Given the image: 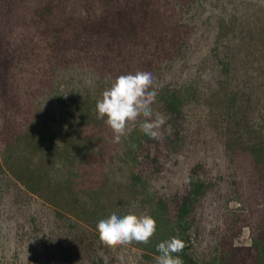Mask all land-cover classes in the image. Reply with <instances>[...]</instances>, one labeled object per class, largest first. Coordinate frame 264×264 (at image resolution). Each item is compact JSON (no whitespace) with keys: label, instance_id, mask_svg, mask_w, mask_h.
<instances>
[{"label":"rangeland","instance_id":"1","mask_svg":"<svg viewBox=\"0 0 264 264\" xmlns=\"http://www.w3.org/2000/svg\"><path fill=\"white\" fill-rule=\"evenodd\" d=\"M46 1L52 13L38 20L33 17L35 0H0L1 49L44 46L45 25H56L68 15L113 12L103 0L38 2ZM127 3L140 14L148 11L142 25L128 30L126 21L114 37L91 38L79 47L75 62L54 71L47 62L41 65L46 83L38 86L42 95L30 99L38 115L20 104L23 90L38 84V75L24 78L26 86L17 91L11 109L0 99V184L11 181L3 164L9 127L24 129L33 142L49 146L61 143L72 125L67 133L96 151L105 186L103 191L90 183L80 186L78 211L89 208L90 221L98 223L112 213L151 215L154 206L148 200L163 198L190 174L206 188L183 221L169 222V237L185 242L179 254L185 264H264V252L262 259L256 258L264 247V0H125L120 7ZM136 71L154 76V112H160V101L171 89L183 111L178 142L144 188L131 178L143 168L136 148L138 124H130L127 135L114 143L112 130L95 109L115 78ZM45 148L42 158L34 153L25 160L48 172L52 184L59 183L68 169L51 165L46 154L56 151ZM12 191L6 200L15 207L16 197L24 196ZM5 207L0 201V264H44L47 252L26 238L31 236L17 232L19 217L7 218ZM26 209L45 208L42 202H30ZM159 237L154 235L148 244L105 247L103 264H156L159 254L150 249Z\"/></svg>","mask_w":264,"mask_h":264},{"label":"trees","instance_id":"2","mask_svg":"<svg viewBox=\"0 0 264 264\" xmlns=\"http://www.w3.org/2000/svg\"><path fill=\"white\" fill-rule=\"evenodd\" d=\"M15 1L22 4L28 0ZM35 1L38 5L33 11L34 18L41 20L52 13L49 2L46 1L40 5L38 1L43 0ZM103 1H109V8L113 9V12L105 10L98 16L90 17L68 15L56 25H45L46 42L44 41V46L39 43H36L35 47L25 44L21 51L10 52L0 48V99L4 101L3 105L7 109H11L15 105L14 98L18 96L17 91L22 85L26 86L24 78H28V74L31 73L39 76L38 84L23 90L22 95L24 96L20 104L24 111L29 110L33 117L38 115V110L32 106L30 99L35 95L38 97L42 95L39 87L46 83L47 79V73L41 69L42 64L47 62L50 66L49 69L56 70L60 64L75 62V57L77 59V56L80 55L79 47L86 43L90 44L91 38L93 40L95 36H100L106 39L108 35L114 37L117 35L118 29L125 26L126 21V28L130 30L131 27L137 28L142 25L145 16L149 17L147 10L140 14L128 3L120 7L121 1L125 0H116L119 1L116 4H113L111 0ZM142 8L140 6L139 10ZM37 19L36 23L38 24ZM23 37L26 41L27 37L24 33ZM159 111L168 117L164 127L171 125L172 135L169 136L167 132H164L160 140H153L142 134L140 130L138 133L137 130L135 132L138 134L136 148L137 152L141 151L143 168L131 178L133 181H138L141 188H144L149 178L156 177L164 164V159L174 148L181 134L183 111L181 100L174 89L168 91L161 99ZM8 130L3 164L11 181L0 184V201L6 206L5 212L10 215L7 218L19 217L16 221L17 226H20L17 232L31 236L26 238L31 239L32 244L36 247L47 252L42 258L44 264H103L102 254L105 246L100 242L98 234L97 237L93 235L94 231L97 232V221L95 220L93 223L88 218V207H86L88 210H84V212L83 209L81 212L78 211L82 206L78 202L82 194V192L79 193L82 184H93L94 186L90 185L91 188L95 187L102 191L105 188L96 161L98 156L96 151L89 146V142L83 144L82 139L75 137L74 133H67L73 130L72 125L62 136L61 143L53 142L49 146L45 143L42 144L41 141L33 142L29 132L19 127L13 128L12 131L9 127ZM41 135L43 134L41 133ZM45 147L47 150L54 148L56 151V155L46 154L51 165H58L60 169L61 166L68 169V173L60 179L59 183L52 184L48 172L43 174L41 170L32 168V164L25 160L26 155L34 153H38L42 158ZM24 152L26 154H23ZM260 171L263 172L262 169ZM205 188L204 183L189 174L182 180L179 187L167 193L163 198L156 196V198L148 200L150 205L154 206L151 216L157 222L155 236H160L152 243L154 246L151 244L150 252L159 254L156 251V245L169 239V234H172L173 229L169 222L171 220L175 223L183 221L190 214L194 203ZM12 190L16 193V195L13 193L15 196H24L22 200L16 197L15 207L9 205L6 200L13 192ZM74 198L77 201H73ZM30 202H42L45 209L28 211L26 206ZM263 252L264 247H261L256 258L262 259ZM181 258L185 264L184 257L181 256Z\"/></svg>","mask_w":264,"mask_h":264},{"label":"clouds","instance_id":"3","mask_svg":"<svg viewBox=\"0 0 264 264\" xmlns=\"http://www.w3.org/2000/svg\"><path fill=\"white\" fill-rule=\"evenodd\" d=\"M154 76L148 71H136L115 78L96 102L97 118L113 132V142L120 143L129 131V125L138 124L142 134L153 140H160L164 132L172 135L168 117L156 111L152 105L156 102L157 92L153 88ZM100 242L110 249L127 246L133 242L148 244L157 230V222L151 215L116 213L100 219L96 224ZM185 248V242L173 236L156 245L159 255L156 264H184L179 255ZM107 264V261H106Z\"/></svg>","mask_w":264,"mask_h":264}]
</instances>
